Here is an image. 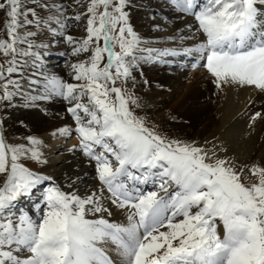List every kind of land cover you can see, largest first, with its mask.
<instances>
[{"label": "snow or ice", "instance_id": "6c2138e0", "mask_svg": "<svg viewBox=\"0 0 264 264\" xmlns=\"http://www.w3.org/2000/svg\"><path fill=\"white\" fill-rule=\"evenodd\" d=\"M132 6L0 0V264H264V161L169 136L135 91L137 74L149 83L143 64L179 58L218 90L249 92L248 105L261 101L249 123L264 121V0H160L149 36ZM170 14L180 26L159 35L156 16ZM53 56L67 59V79L49 70ZM17 100L63 102L72 123L56 131L77 136L67 151L91 169L86 186L80 165L59 182L45 174L43 141L6 127Z\"/></svg>", "mask_w": 264, "mask_h": 264}, {"label": "bare ground", "instance_id": "6f19581e", "mask_svg": "<svg viewBox=\"0 0 264 264\" xmlns=\"http://www.w3.org/2000/svg\"><path fill=\"white\" fill-rule=\"evenodd\" d=\"M140 1L145 3L147 7L145 9L149 10L160 5L159 0ZM132 5L131 23L139 33L144 35L143 24L137 22L142 16V9L133 3ZM145 18V25L147 26L149 18ZM160 18L164 25L171 28V33L180 26L173 14L169 15L167 23L163 21L161 16ZM152 24V20L148 22V28L151 31L153 30ZM145 69L143 68V76L149 83L146 86L141 83L137 84L139 88L145 89L144 92L139 91L138 94L146 99L154 98L156 110L159 112L166 109L168 114L165 116H175L176 119L172 122L179 129L186 130L185 132L189 137L200 142L207 140L209 147L213 143L222 144L228 156L235 157L240 163H247L251 160L264 161V121L257 120L254 123H249L248 118L251 111L259 109L261 101L256 102L254 109L252 105L247 104L249 92L216 89L210 83L209 76L204 70L195 69L193 74L191 70L190 73L183 71L176 78L167 74L171 70L169 67L153 69L148 66L149 72ZM161 84L163 88L159 87ZM51 103L50 109L41 114L30 111V107H26L29 111L24 117L23 125H17L24 133L37 137L43 143L50 142L51 138L54 140L52 144L41 147L44 156L50 157H46L48 163L43 170L45 174L52 175L59 182L65 173L73 174L77 166L80 165L81 171L89 173L83 185L86 186L91 181L93 173L91 169L84 168L81 164L79 152L70 153L67 151V148L74 144L73 140L65 142L62 139L63 134L56 136V138L52 135L49 136L52 128H56L53 130L56 131L61 124H69V117L64 112L63 102L56 100ZM52 149L59 152L56 158L49 156L52 154ZM18 206L31 209L32 201L21 199Z\"/></svg>", "mask_w": 264, "mask_h": 264}, {"label": "rangeland", "instance_id": "374dc122", "mask_svg": "<svg viewBox=\"0 0 264 264\" xmlns=\"http://www.w3.org/2000/svg\"><path fill=\"white\" fill-rule=\"evenodd\" d=\"M159 2H160V0H159ZM132 3L137 5L139 9L140 8L142 9V16H141L142 19L140 18L137 22L143 24V26L145 28L143 30L144 35L149 36V35L157 34L154 29L151 31L148 28V22L152 20L150 18L151 10L145 9V8H147L145 6V3H142L140 0H133ZM145 17L149 18L148 19L149 21L147 22V26L145 25V21H146ZM2 19H3V17L0 16V20H2ZM156 21L159 22L160 25H161V31L158 33L159 35H164L165 33H171V28L163 24V22H162V20H161L159 15L156 16ZM0 27H2V25H0ZM70 31L73 34L77 35V36L81 35L83 33V21L80 22V26H78V27H76V26L70 27ZM152 46L153 47H162V46H169L170 47V46H173V44L171 42L165 44V42L161 41V43L159 45H152ZM63 48H64V45L60 44L57 48L52 49V50L53 51H59V50H63ZM167 59H174V58L167 57ZM175 60L177 61L176 65L175 66H171V67H169L167 64H162V63H156V64L146 63V64L142 65V68H146L145 70H147V72H149L148 66L149 67L151 66L153 69L154 68L158 69V68H161V67H169L171 70H169L167 72V74H169V75H171L173 77H176V78L179 77V75H181V73L183 71H186L187 73H190V70H191V73L192 74L194 73L195 69H191L190 67L188 69H182L181 67H179V58H175ZM66 62H67V59L65 57H61V56L50 57L49 60H48L49 70L51 71L52 69H54L56 73L64 76V78L67 79L68 78L67 70L65 68ZM199 70L201 71L203 69H199ZM137 81H138L137 84H140L139 75H137ZM144 90H145L144 88H139L138 85H137L136 90H135L136 94L141 99V103H142L141 113L143 115H146L148 117V119L150 120V122H152L155 125H157L159 127V130L166 132L169 136L176 137V138H179V139H184V140H193L191 137H189L186 134V132H185L186 130L184 131V130L179 129L177 127V125L172 122L174 120L171 119V116L170 117H169V115L165 116V114H168L166 109L160 110L159 111L160 113L156 110V108L154 106V98L146 99L142 95L138 94L139 91L144 92ZM17 103L20 105L19 107H15V108H12V109L8 110V119L6 120V127L10 128L12 133H17V134H20V135H28V134L24 133L19 128L20 125L17 122L24 120V117H26V115H27L26 113H28L29 109H30V111H34L36 113L39 112L41 114V113L45 112L44 109H50V106L52 104L51 102L49 103V102H39L38 101L37 104L39 106H34V107H30L29 109H27L23 105V103L21 101L17 100ZM63 108H64V106H63ZM67 116L69 117L68 118V123L71 124L72 123L71 118H70L69 115H67ZM52 129L55 130L56 128H52ZM53 130L49 134V136L52 135L54 138H56V136L58 137V135H62V133H59L58 131H53ZM63 135L64 136H63L62 139L65 140V142H68L69 140L70 141L73 140V142L75 143L77 141V136L75 134H73L71 136V138H67V134H63ZM57 139L59 140L60 138H57ZM53 141L54 140L51 138L50 142L42 143V145L40 147H43L44 145L52 144ZM52 150H53L52 154L49 155V156H52V157L56 158L59 155V152H55L56 149H52ZM46 157H48V156H46ZM48 158H50V157H48ZM32 166L33 167H40L39 165H36L34 163H32ZM43 170H44V167H43Z\"/></svg>", "mask_w": 264, "mask_h": 264}]
</instances>
